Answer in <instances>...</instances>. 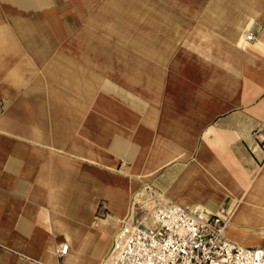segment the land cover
Listing matches in <instances>:
<instances>
[{"label": "crops", "instance_id": "crops-1", "mask_svg": "<svg viewBox=\"0 0 264 264\" xmlns=\"http://www.w3.org/2000/svg\"><path fill=\"white\" fill-rule=\"evenodd\" d=\"M148 188L264 247V0H0V264H100Z\"/></svg>", "mask_w": 264, "mask_h": 264}, {"label": "built area", "instance_id": "built-area-1", "mask_svg": "<svg viewBox=\"0 0 264 264\" xmlns=\"http://www.w3.org/2000/svg\"><path fill=\"white\" fill-rule=\"evenodd\" d=\"M231 215L224 208L212 213L164 201L148 188L133 196L100 264H264V247L226 237ZM67 252V244L57 250L61 257Z\"/></svg>", "mask_w": 264, "mask_h": 264}]
</instances>
